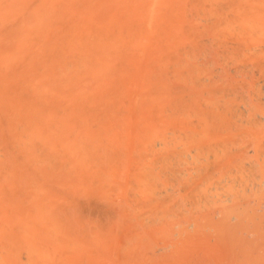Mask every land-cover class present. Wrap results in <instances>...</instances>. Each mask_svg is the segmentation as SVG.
I'll use <instances>...</instances> for the list:
<instances>
[{"label": "rangeland", "instance_id": "374dc122", "mask_svg": "<svg viewBox=\"0 0 264 264\" xmlns=\"http://www.w3.org/2000/svg\"><path fill=\"white\" fill-rule=\"evenodd\" d=\"M0 95L1 264H264V0H0Z\"/></svg>", "mask_w": 264, "mask_h": 264}, {"label": "bare ground", "instance_id": "6f19581e", "mask_svg": "<svg viewBox=\"0 0 264 264\" xmlns=\"http://www.w3.org/2000/svg\"><path fill=\"white\" fill-rule=\"evenodd\" d=\"M9 57H10V56H9ZM3 61H4V60H3ZM1 62H2V61H1ZM4 63H5V62H4ZM10 63H11V61H10ZM8 65L10 66L11 64L8 63ZM12 65H13V64H12ZM2 67H3V66H2ZM10 71H11V70H10ZM3 79L6 80L5 78H3ZM4 80H3V81H4ZM6 81H7V80H6ZM7 82H8V81H7ZM2 86H3V85H2ZM6 87H7V86H6ZM2 91H4V90H2ZM7 93H9V92H7ZM0 96H1V95H0ZM5 98H6V97H5ZM8 98H9V96H8ZM1 99H2V98H1ZM1 99H0V100H1ZM3 100H4V99H3ZM5 100H6V99H5ZM5 100H4V101H5ZM9 101H10V100H9ZM11 101H12V100H11ZM1 103H3V102L1 101ZM1 103H0V105H1ZM3 105H4V104H3ZM8 106H9V105H8ZM13 106H14V104H13ZM3 107H4V106H3ZM31 131H32V130H31ZM39 131H42V130H39ZM33 132H34V130H33ZM43 132H44V131H43ZM197 132H198V131H197ZM201 132H203V131H200V134L198 133V134H199V137H200V135H201ZM30 133H31V132H30ZM39 133H40V132H39ZM51 133L53 134V132H51ZM54 133H56V132H54ZM198 134H197V135H198ZM32 135H33V134L31 133L30 136H32ZM36 135H37V134H36ZM39 135H41V133H40ZM39 135H38V136H39ZM191 135H192V134H191ZM197 135H196V137H197ZM30 136H29V138H30ZM42 136H43V135H42ZM42 136H41V137H42ZM205 136H206V134H205ZM47 137H48V136H47ZM51 137H52V136H51ZM202 137H203V136H202ZM32 138H35L34 135H33ZM191 138H193V137L191 136ZM3 139L5 140L4 137H3ZM39 139H40V138H39ZM201 139H202V138H201ZM203 139L205 140L204 137H203ZM36 140H37V139H36ZM193 140H195V138H193ZM33 141H34V139H33ZM197 141L199 142L198 138H197ZM200 141H201V140H200ZM31 142H32V140H31ZM185 142L190 143V142H188V141H186V140H185ZM193 142H194V141H193ZM195 142H196V141H195ZM202 142H203V141H202ZM183 145H184V143H183ZM195 145H196V144H195ZM200 145H201V143H200ZM198 146H199V144H198ZM180 147H181V146H180ZM26 148H27V147H26ZM45 148H46V147H45ZM199 148H200V150H202V149H201V146H199ZM199 148H198V151H199ZM167 149H168V147H167ZM40 150H41V149H40ZM43 150H44V149H43ZM43 150H42V151H43ZM196 150H197V148H196ZM202 151H203V150H202ZM168 152H169V150H168ZM182 152H184V151L182 150ZM195 152H196V151H195ZM180 153H181V152H180ZM197 153H198V152H197ZM202 154H203V155H206V153H205V154L202 153ZM49 155H51V154H49ZM169 155H170V154H169ZM196 155H199V154H196ZM19 165H20V164H19ZM16 166H17V165H16ZM20 166H21V165H20ZM25 170H26V167H25ZM27 170H29V169H27ZM1 254H2V253H1ZM1 254H0V255H1ZM1 256H3V255H1ZM5 258H6V257H5ZM0 260H1V259H0ZM3 260H4V257H3ZM9 260H10V259H8V261H9ZM10 263H11V262H10ZM0 264H1V262H0ZM2 264H3V262H2ZM8 264H9V262H8Z\"/></svg>", "mask_w": 264, "mask_h": 264}]
</instances>
